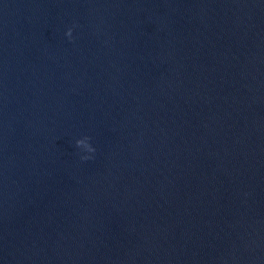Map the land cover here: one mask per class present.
<instances>
[{"label": "water", "instance_id": "obj_1", "mask_svg": "<svg viewBox=\"0 0 264 264\" xmlns=\"http://www.w3.org/2000/svg\"><path fill=\"white\" fill-rule=\"evenodd\" d=\"M0 264H264V0H0Z\"/></svg>", "mask_w": 264, "mask_h": 264}, {"label": "clouds", "instance_id": "obj_2", "mask_svg": "<svg viewBox=\"0 0 264 264\" xmlns=\"http://www.w3.org/2000/svg\"><path fill=\"white\" fill-rule=\"evenodd\" d=\"M65 36L69 38L70 42H71V36H72V29H68V31L65 33ZM89 137H84L82 139H78L75 141V147L87 152V153H93L95 151V149L93 147H91L90 143H89ZM90 156H83L81 157L82 160H88L90 159Z\"/></svg>", "mask_w": 264, "mask_h": 264}]
</instances>
